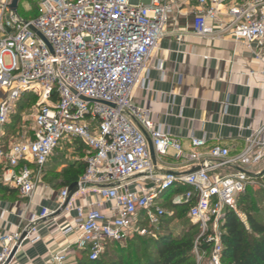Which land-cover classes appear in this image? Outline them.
Listing matches in <instances>:
<instances>
[{"label":"built area","instance_id":"obj_1","mask_svg":"<svg viewBox=\"0 0 264 264\" xmlns=\"http://www.w3.org/2000/svg\"><path fill=\"white\" fill-rule=\"evenodd\" d=\"M11 1L0 0V184L31 204L62 143L79 141L86 154L69 201L65 188L55 210L41 208L22 230L2 237L0 264L12 262L14 248L42 241L40 227L56 215H73L61 234L76 233L75 249L89 262L100 258L106 243L157 239L172 215L162 207L165 196L171 206H187V218L198 227L194 264H223L225 214L246 225L237 201L263 172L264 123L233 151L195 137L185 149L151 120L150 110L132 102L135 88L148 90L146 63L166 36L170 12L190 0H32L36 17L28 20L9 9ZM196 3L193 36L264 46V0ZM253 54L264 82V57ZM31 98V135L4 147L10 117ZM168 158L180 175L169 173ZM67 253L52 261L62 264Z\"/></svg>","mask_w":264,"mask_h":264},{"label":"crops","instance_id":"obj_2","mask_svg":"<svg viewBox=\"0 0 264 264\" xmlns=\"http://www.w3.org/2000/svg\"><path fill=\"white\" fill-rule=\"evenodd\" d=\"M196 6V0L181 1L170 12L166 36L146 63L148 90L135 88L132 102L138 108L150 110L151 120L162 124L185 149L189 138L195 137L204 139L208 146L220 143L233 151L264 123L261 62L253 54L257 51L264 57V46L257 49L255 43L249 47L236 44L230 37L214 40L193 36ZM24 101L18 103V110ZM14 115L5 127L4 147L25 134L31 135V124L16 130ZM71 143L74 142L62 143L47 162L45 179L37 187L31 204L0 184V250L1 238L22 230L41 208H57L61 190L46 185V176L63 169L64 166L52 164V158L61 147ZM166 168L183 172L172 158L166 159ZM72 223L73 215H56L53 223L40 227L42 241L23 244L10 264H55L54 256L64 250L68 253L62 264H77L84 256L74 246L77 234L64 236L60 231Z\"/></svg>","mask_w":264,"mask_h":264},{"label":"trees","instance_id":"obj_3","mask_svg":"<svg viewBox=\"0 0 264 264\" xmlns=\"http://www.w3.org/2000/svg\"><path fill=\"white\" fill-rule=\"evenodd\" d=\"M28 2L30 0H20L18 9L22 3ZM21 17L27 20L35 18L36 5L31 17H25L24 15ZM84 171L85 163L83 161H77L69 165L66 171L60 175L62 180L58 186H62L63 189L69 188L78 181ZM251 187H248L237 201V208L245 217L246 225L232 212H226L225 214L223 264H264V219L258 217L257 214H253L257 213L258 210L256 200L251 196ZM256 196L261 197L258 193ZM247 202L248 204H246ZM171 208L175 212L164 221V225L168 223V220L171 223L173 220L181 218L183 214L187 215V206H171ZM178 211L180 212L178 213ZM185 222L191 223L188 218ZM189 223H183L184 227H187ZM191 225H189L187 232H183L177 237L169 232L162 235V230L165 227L162 226L161 234L157 239L134 238L129 240L127 243H135L131 247L137 253L136 258L132 259L129 256L126 260L124 257L125 251L119 248V244L110 242L106 243L104 252L98 260L89 262L86 254L83 253L84 256L77 264H194L192 245L198 234V227Z\"/></svg>","mask_w":264,"mask_h":264},{"label":"rangeland","instance_id":"obj_4","mask_svg":"<svg viewBox=\"0 0 264 264\" xmlns=\"http://www.w3.org/2000/svg\"><path fill=\"white\" fill-rule=\"evenodd\" d=\"M23 1H27V0H23ZM35 5H36L35 1L32 0H30V2L28 3H22L18 9L19 15L21 16L24 15L25 17H31L34 13ZM33 103H36V100L33 98H31L30 100H25L24 103L20 106V109L19 110L17 109V113H15L13 118V123L15 124V127L17 126L16 130L22 125L28 126L31 124V116L33 114V109H32ZM85 150L86 149L81 142H74L61 147L52 158V164H54L55 166H64V167L62 170L60 169V171L57 172L53 171L51 173H48V175L46 176V182H45L46 185L50 186L56 191L62 190L63 189L62 186H58V184H60L62 180L60 175H62V173L66 171L69 164L75 163L77 160L82 161V159L85 157ZM261 168L263 172L257 178L256 183L252 185L251 196L255 198L257 203V210H258L257 213L255 212L253 214H257L258 217L264 219V163ZM257 193L260 194L261 197L256 196ZM163 199H164L163 201H165V203L162 205L163 209L168 214H172L173 212H175L173 211V208H171V206L167 204L168 198H166L165 196L163 197ZM246 204H248V202ZM179 212L180 211H178V213ZM168 218L169 217H167L166 220ZM185 220H187L186 214H183L181 218L177 220H173L171 223H169L170 220H168L167 221L168 223L163 225L165 227L162 230L163 231L162 235L169 232L171 233V235L177 237L181 235L183 232H187L190 227L189 225H191L192 223L185 222ZM183 223H189V225L187 227H184ZM159 234H161V228ZM134 244H135L134 242H130V243L125 242L123 244H119V248L125 251L124 257L126 260H128L129 256L132 259L136 258L137 253L133 251L131 247L134 246ZM150 250L152 251L153 249L151 248Z\"/></svg>","mask_w":264,"mask_h":264},{"label":"water","instance_id":"obj_5","mask_svg":"<svg viewBox=\"0 0 264 264\" xmlns=\"http://www.w3.org/2000/svg\"><path fill=\"white\" fill-rule=\"evenodd\" d=\"M19 2L20 0H12L11 1V4L9 6V9L13 12H16L18 10V5H19ZM149 150H150V154H151V158H152V161L154 162V152H153V149H152V146L151 144L149 143ZM199 170V167L198 168H195L193 170H190L188 173H192V172H195ZM170 174H173V175H180L182 172H179V171H170L169 172ZM76 188H77V183H73L69 188V198L67 199V202L69 201V199L71 198V196L75 193L76 191ZM17 251V248H14L10 257H9V261L12 260V258L14 257L15 253Z\"/></svg>","mask_w":264,"mask_h":264}]
</instances>
